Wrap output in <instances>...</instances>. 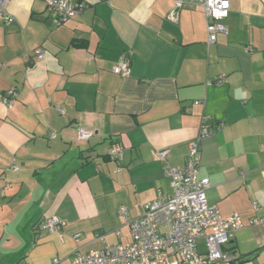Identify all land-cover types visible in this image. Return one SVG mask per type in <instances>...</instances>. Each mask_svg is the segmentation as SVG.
I'll list each match as a JSON object with an SVG mask.
<instances>
[{
	"label": "crops",
	"instance_id": "1",
	"mask_svg": "<svg viewBox=\"0 0 264 264\" xmlns=\"http://www.w3.org/2000/svg\"><path fill=\"white\" fill-rule=\"evenodd\" d=\"M68 1L88 8L64 25L46 0H9L12 21L0 19V264H71L100 248L98 235L129 242L120 209L135 219L172 192L157 154L183 167L202 126L214 132L199 154L209 202L224 218H264V0H230L214 44L199 7L173 21L175 0ZM126 55L131 75L114 74ZM78 127L94 136L78 140ZM52 216L59 233L40 227ZM224 250L264 264V226L234 232Z\"/></svg>",
	"mask_w": 264,
	"mask_h": 264
},
{
	"label": "built area",
	"instance_id": "2",
	"mask_svg": "<svg viewBox=\"0 0 264 264\" xmlns=\"http://www.w3.org/2000/svg\"><path fill=\"white\" fill-rule=\"evenodd\" d=\"M175 9L169 18L178 20V12L185 6L201 8L207 19L209 43L218 41L219 34H226L224 21L231 10L230 0H175ZM9 0H0V19L11 22L12 16L8 12ZM46 8L53 15L59 25H64L74 17L83 13L88 5L84 2L72 3L68 0H46ZM39 59L45 54L36 49ZM116 75L128 77L131 75V62L128 55L123 56L113 68ZM218 83H222L221 80ZM215 82H209L213 85ZM18 92L8 91L3 101L10 108L13 107ZM200 102H196L198 104ZM63 112L61 107L58 108ZM213 131L202 126L197 139L189 143L187 163L183 167H174L169 164V151L164 150L157 154V159L164 165L166 176L171 181L172 192L164 195L159 192L157 199L144 205L143 215L129 219L125 207L120 213L125 217L126 225L130 229L131 240L127 243H109L103 236H96L101 243L100 248L85 254H78L71 264H233L236 257L233 253L224 250L232 236L246 226H264V218L254 217L246 224L235 214L224 218L218 206L208 200L207 191L211 186L209 179L200 178V143L213 135ZM57 134H50L56 138ZM94 136V131L84 127L77 128V139L87 141ZM124 153L122 145H115L108 153L111 160H119ZM15 170L19 166L14 165ZM255 210L259 208L254 205ZM56 216L44 220L40 227L50 233H59L63 228ZM204 232L206 253L202 255L199 249V240ZM121 231L116 235L121 236ZM78 237V236H77ZM59 260L55 259L54 264Z\"/></svg>",
	"mask_w": 264,
	"mask_h": 264
}]
</instances>
